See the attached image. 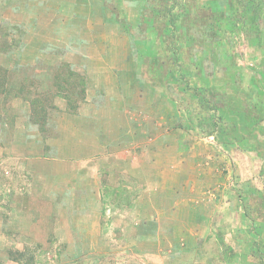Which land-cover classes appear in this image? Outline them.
<instances>
[{"label": "rangeland", "instance_id": "1", "mask_svg": "<svg viewBox=\"0 0 264 264\" xmlns=\"http://www.w3.org/2000/svg\"><path fill=\"white\" fill-rule=\"evenodd\" d=\"M0 264H264V0H0Z\"/></svg>", "mask_w": 264, "mask_h": 264}]
</instances>
